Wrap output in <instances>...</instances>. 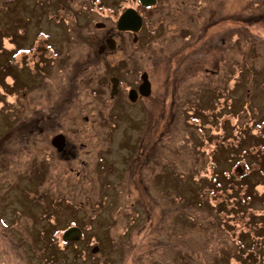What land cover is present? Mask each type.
I'll list each match as a JSON object with an SVG mask.
<instances>
[{
  "label": "rangeland",
  "instance_id": "1",
  "mask_svg": "<svg viewBox=\"0 0 264 264\" xmlns=\"http://www.w3.org/2000/svg\"><path fill=\"white\" fill-rule=\"evenodd\" d=\"M53 1L0 0V264H228L217 206L232 203L231 131L264 119V0H167L139 56L116 28L134 0ZM111 27L118 50L98 52ZM189 55L165 95L168 65ZM144 71L153 95L90 101L110 97L111 76L128 90ZM59 131L75 159L51 144ZM73 225L62 252L55 238Z\"/></svg>",
  "mask_w": 264,
  "mask_h": 264
},
{
  "label": "trees",
  "instance_id": "2",
  "mask_svg": "<svg viewBox=\"0 0 264 264\" xmlns=\"http://www.w3.org/2000/svg\"><path fill=\"white\" fill-rule=\"evenodd\" d=\"M256 123L241 127L235 133L232 131L231 139L237 144L233 154L238 156V165H245L246 173L226 178L230 188L225 191V196L232 203L227 207L217 206V211L225 219L224 224L234 226L231 233L237 234L235 231L238 230L239 240L255 236L252 246L254 264H264V119ZM221 134L225 139L226 132L223 130ZM55 239L57 248L62 252L77 242L64 240L62 236Z\"/></svg>",
  "mask_w": 264,
  "mask_h": 264
},
{
  "label": "flooded vegetation",
  "instance_id": "3",
  "mask_svg": "<svg viewBox=\"0 0 264 264\" xmlns=\"http://www.w3.org/2000/svg\"><path fill=\"white\" fill-rule=\"evenodd\" d=\"M61 1H63V0H58L57 2H56V0H54L53 2H56L58 4ZM134 1L136 3V5L134 7L138 11V13L141 14L142 17H143V25H142L141 29L138 32V43L136 44L138 46V56H139V55L142 54V51L144 49H149L151 47V44L150 43H147V46H146V44L143 47L141 46L143 44L142 41L144 39V35L141 36V33L145 30L146 21H148V23H147V29H149V31L151 33H154L155 34L157 32L158 27L159 26H162L163 24H165V12H164V10L161 11L160 8L162 6H164V4H166L167 0H156V2L154 4H152V5H150V6H146V5L142 4L140 0H134ZM173 1H175V0H173ZM199 1H202V0H199ZM56 3H54V4H56ZM125 9H126V7L123 9V11ZM156 13H157V15H156ZM150 14H152V20L151 21L148 18V16ZM262 16H264V13H258L257 18H261ZM176 20H177V17H176ZM176 20H174V21L175 22H178L179 21V20H177V21ZM116 28H117V23H116ZM182 30L184 32L185 28H182ZM117 32L119 34L122 33V32H120L118 30H117ZM125 32H127V31H125ZM116 35H118V34L114 32V28H112V27H111V29H109L107 31V37L113 36L115 38ZM102 44H106L105 43V39H104V42H102L100 45H102ZM118 48H119V45H118V43L116 41V47L114 49H111V48L108 47V45H106V48H105V50L103 52L108 53V54H111L114 50H118ZM185 49L186 48L184 47L181 50L184 51ZM196 54H198V52L197 53H194L192 55L194 56ZM191 56L189 55L188 56L189 58L187 56H183L180 59V61L175 62V63H171L170 62V64L168 65V70L170 69L172 71V74L174 76L172 78V81L170 82L171 74H168L169 83H167V86L163 90V92H165V95H169V94L171 95L172 94V96H175L176 93H177V89H178L177 85H181L183 82L186 81V78H188L187 76H189L188 72H187V75L184 73L181 82H179V75H178L177 69H179L181 65H185L187 61L191 63V61H190V57ZM187 66L188 65L186 64V68H187ZM188 69H189V67H188ZM141 75H140V79L139 80H135V83H131V84H128L127 85V87L129 88L128 90L126 89V85H125V82L122 79V77H119L118 92L115 95H113V96L111 95V92H112V83H111L110 97L109 98L104 97V95H103V96L98 97V98H95V97L93 98L92 97L90 99V101H93L94 100L93 101V105L99 108L98 111L100 109L104 110V108H109V110L110 109L114 110L116 108L115 103L119 99H123L124 98V101H126V98H127V99L130 100V98H129V90L130 89H132V88L137 89V90L139 89L140 85L143 82V80L141 78ZM148 79H149V86H150V94L152 93V95H153L154 94V91H155L154 90L155 87H154V83H153L152 79L149 77V74H148ZM94 93L96 94L97 92L94 91ZM147 97H149V96L148 95L139 94L137 96V98H136L135 101H131V100L130 101H131V103L132 102L137 103L139 100H142V99L147 98ZM63 104L64 103H61L60 105H63ZM59 106L58 105H56L55 107L53 106L52 109L54 108V110L51 111V112H54V113L55 112H58L59 111V109H58ZM84 119L85 120H88V117L85 116ZM255 119H259V118H255ZM252 121H254V120H252ZM251 125H253V123L250 124V126ZM41 130H43V129L40 128V132H42ZM222 131L223 130H221V132ZM233 132L231 131L232 134H233ZM59 134H62L65 137L64 142L60 144V147L54 145L53 142H52L53 141V138L56 135H59ZM221 136H222V134H220L219 135V139H217L216 148H221L224 145L225 139H223ZM53 138H51V140H50L51 141V144L56 148V151L59 153V156L60 157H63V158L68 157L69 159H75L76 157H78V153L75 152V149L77 148V145H76L77 142L76 141L74 143L68 145V143H67V137L61 131L56 132L54 134ZM231 142H232L231 151H230L231 159L230 160L227 159V161H230L233 164V172H234L235 175L240 174V173H244V172L246 173V170L244 172H237V167L239 165L237 164L236 161H237V157L238 156L233 154V152H236V148H237L236 145L237 144L233 142V139H231ZM81 144L84 145V143H81ZM68 150H69V153L67 154ZM71 154H73V155H71ZM214 154H215V152H213L211 155L214 156ZM217 214H219V213H217ZM224 221H225V219L222 218V217H221V220L219 219V222H220L221 226L224 225L223 226L224 231L227 234H229L228 237H230L234 241V243L233 244L231 243V245L235 247L234 250L229 249V251H230L231 254H230V257H229L228 264H254V258H253L254 257V254H253V251H252V246L254 245L253 242L255 241V236L254 235H252L251 237L246 236V238L242 237L241 240H239L238 239V235L236 233H231V231H230V230H233V227L234 226L233 225L227 226L226 224H224ZM68 228H66V229H68ZM70 240L77 241V240H74V239H70ZM246 245H247L248 248L246 247ZM97 246L99 247V251H101L102 250L101 246L100 245H97ZM97 252L98 251H96V252H92L91 251V253H93V254L94 253H97ZM205 264H206V260H205Z\"/></svg>",
  "mask_w": 264,
  "mask_h": 264
},
{
  "label": "water",
  "instance_id": "4",
  "mask_svg": "<svg viewBox=\"0 0 264 264\" xmlns=\"http://www.w3.org/2000/svg\"><path fill=\"white\" fill-rule=\"evenodd\" d=\"M142 4L146 6H150L156 2V0H140ZM103 22H97V27H104ZM143 25V17L141 14L138 13L136 8L128 7L126 8L118 17L117 20V30L120 32L123 31H133L135 34V40H137V33L141 29ZM106 44H102L98 48V52H103L108 45L109 48L114 49L116 47V39L113 36H109L105 39ZM143 80L142 84L140 85L139 89H130L129 90V98L131 101H135L139 94L149 95L150 94V86H149V79L148 73L144 72L141 75ZM110 81L112 83V92L111 95H115L118 92V84H119V77L118 76H111ZM65 137L62 134L56 135L53 138V144L60 147V144L64 142ZM64 239H78L80 238V230L73 226L68 228L64 235ZM99 250L98 246H95L92 249V252H96Z\"/></svg>",
  "mask_w": 264,
  "mask_h": 264
}]
</instances>
